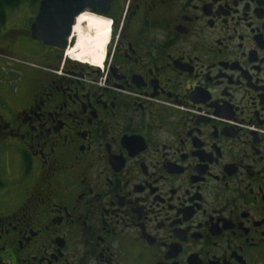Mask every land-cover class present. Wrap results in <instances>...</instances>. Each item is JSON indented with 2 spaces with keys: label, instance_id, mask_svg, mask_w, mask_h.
<instances>
[{
  "label": "flooded vegetation",
  "instance_id": "af4514ba",
  "mask_svg": "<svg viewBox=\"0 0 264 264\" xmlns=\"http://www.w3.org/2000/svg\"><path fill=\"white\" fill-rule=\"evenodd\" d=\"M109 4L0 29V264H264V0Z\"/></svg>",
  "mask_w": 264,
  "mask_h": 264
},
{
  "label": "water",
  "instance_id": "95a60500",
  "mask_svg": "<svg viewBox=\"0 0 264 264\" xmlns=\"http://www.w3.org/2000/svg\"><path fill=\"white\" fill-rule=\"evenodd\" d=\"M111 0H40L31 22L30 37L48 47L65 48L74 18L88 8L109 9Z\"/></svg>",
  "mask_w": 264,
  "mask_h": 264
},
{
  "label": "bare ground",
  "instance_id": "6f19581e",
  "mask_svg": "<svg viewBox=\"0 0 264 264\" xmlns=\"http://www.w3.org/2000/svg\"><path fill=\"white\" fill-rule=\"evenodd\" d=\"M82 24H86L87 29H94L92 34L82 30ZM74 27L76 37L75 47L78 50H72L69 53L76 58H88L92 64L99 65L103 60L104 45L108 38L109 25L102 23L94 17L81 15ZM74 47V48H75ZM80 51V52H78Z\"/></svg>",
  "mask_w": 264,
  "mask_h": 264
},
{
  "label": "rangeland",
  "instance_id": "374dc122",
  "mask_svg": "<svg viewBox=\"0 0 264 264\" xmlns=\"http://www.w3.org/2000/svg\"><path fill=\"white\" fill-rule=\"evenodd\" d=\"M37 2H39V0H35L34 3H31V1H28V0L26 2H23L22 5L25 7V9L21 13L18 12V16L16 18L14 17V15H11V12H9L7 14V16L10 17V15H11V18H9L10 20L7 22L6 27L8 29L13 28V26H15V27L17 26L16 28H19L21 26L22 18H23V21H24L25 19H27V17L32 16L36 12ZM6 27H4V25H1L0 29L4 30ZM18 30H20V29H18ZM17 61L20 64H25L26 63L24 57H22V56H20V59H18ZM2 62H3V65H2V68H1V73L3 74V81L5 80V82H6L8 76H11L10 73H9L10 72L11 63L9 62V59L7 60L5 58L2 59ZM10 85L12 87V83H10Z\"/></svg>",
  "mask_w": 264,
  "mask_h": 264
},
{
  "label": "trees",
  "instance_id": "16d2710c",
  "mask_svg": "<svg viewBox=\"0 0 264 264\" xmlns=\"http://www.w3.org/2000/svg\"><path fill=\"white\" fill-rule=\"evenodd\" d=\"M22 1L26 0H0V9L2 7H16L17 4L21 3ZM31 3H34L35 0H29ZM0 19H2V16L0 15Z\"/></svg>",
  "mask_w": 264,
  "mask_h": 264
}]
</instances>
